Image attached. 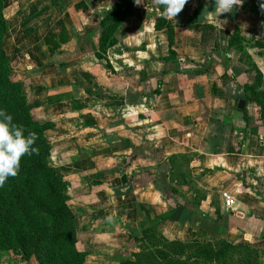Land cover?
I'll return each instance as SVG.
<instances>
[{
    "label": "crops",
    "instance_id": "0c3cea01",
    "mask_svg": "<svg viewBox=\"0 0 264 264\" xmlns=\"http://www.w3.org/2000/svg\"><path fill=\"white\" fill-rule=\"evenodd\" d=\"M114 1L4 0L10 77L51 123L50 164L85 264H122L148 226L164 241L247 243L264 264V119L244 90L256 78L264 90V0L217 17L214 0H187L174 18L134 3L98 59Z\"/></svg>",
    "mask_w": 264,
    "mask_h": 264
},
{
    "label": "trees",
    "instance_id": "16d2710c",
    "mask_svg": "<svg viewBox=\"0 0 264 264\" xmlns=\"http://www.w3.org/2000/svg\"><path fill=\"white\" fill-rule=\"evenodd\" d=\"M4 6V0H0V109L11 114L15 124L25 128V135L28 131L36 133L34 147L38 151L23 156L18 174L9 177L0 187V251H11L25 262L33 258L37 264H85L87 254L77 247L76 220L68 206L65 183L50 164L46 131L51 123L32 117L35 105L28 103L22 84L10 77L3 46L8 30ZM133 6V0H115L106 11L99 24L98 59H104L106 50L116 43V31ZM161 25L163 23L158 21L156 26ZM61 29L60 33L46 39L50 55L59 52L61 43L66 40L64 28ZM244 90L249 93L245 100L251 99L260 118L264 119V90L260 88V79L256 78L254 85H245ZM244 119L247 121L245 112ZM173 212L171 209L159 219H167ZM130 235L141 248L132 252V259H126L123 264H263L262 254L243 242L164 241L154 226L141 227Z\"/></svg>",
    "mask_w": 264,
    "mask_h": 264
},
{
    "label": "clouds",
    "instance_id": "9594fccd",
    "mask_svg": "<svg viewBox=\"0 0 264 264\" xmlns=\"http://www.w3.org/2000/svg\"><path fill=\"white\" fill-rule=\"evenodd\" d=\"M135 4H141L144 0H133ZM155 5L163 8L162 15L174 18L187 3V0H154ZM243 0H214L215 16L231 13L234 6L242 5ZM264 8V3L261 4ZM219 27L221 25L219 23ZM13 122L11 114L0 109V187H3L9 177L18 174L20 160L25 155H31L38 151L34 147L37 135L34 131H28ZM111 220V217H108Z\"/></svg>",
    "mask_w": 264,
    "mask_h": 264
},
{
    "label": "rangeland",
    "instance_id": "374dc122",
    "mask_svg": "<svg viewBox=\"0 0 264 264\" xmlns=\"http://www.w3.org/2000/svg\"><path fill=\"white\" fill-rule=\"evenodd\" d=\"M108 25L109 23H107V28H108ZM4 46V45H3ZM195 184V182L192 183V185ZM161 237V236H160ZM213 241V240H212ZM132 244V245H131ZM135 247V250L134 252H138L140 251V244L137 243L136 241H134L133 239H131V242H130V247ZM131 247V248H132ZM131 253L132 251H129L128 253V259H132V256H131ZM122 264L124 263V260H122L121 258L119 259V263ZM0 264H37V262L35 261V259H31L29 262H25L21 256H18V255H15L14 253H12L11 251H8V250H1L0 251Z\"/></svg>",
    "mask_w": 264,
    "mask_h": 264
},
{
    "label": "water",
    "instance_id": "95a60500",
    "mask_svg": "<svg viewBox=\"0 0 264 264\" xmlns=\"http://www.w3.org/2000/svg\"><path fill=\"white\" fill-rule=\"evenodd\" d=\"M245 104H246V102H245L244 99L238 100V102H237V109L238 110H243L245 108Z\"/></svg>",
    "mask_w": 264,
    "mask_h": 264
},
{
    "label": "built area",
    "instance_id": "2783aa9c",
    "mask_svg": "<svg viewBox=\"0 0 264 264\" xmlns=\"http://www.w3.org/2000/svg\"><path fill=\"white\" fill-rule=\"evenodd\" d=\"M225 203H226L227 206H229L230 203H231V200L229 198H226Z\"/></svg>",
    "mask_w": 264,
    "mask_h": 264
}]
</instances>
